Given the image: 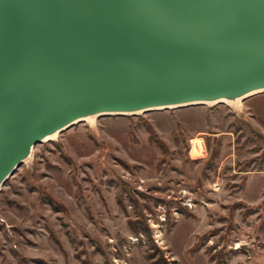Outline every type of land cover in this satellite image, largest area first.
I'll list each match as a JSON object with an SVG mask.
<instances>
[{"label": "rangeland", "instance_id": "374dc122", "mask_svg": "<svg viewBox=\"0 0 264 264\" xmlns=\"http://www.w3.org/2000/svg\"><path fill=\"white\" fill-rule=\"evenodd\" d=\"M238 106L101 116L37 145L0 188V264H264V92Z\"/></svg>", "mask_w": 264, "mask_h": 264}, {"label": "water", "instance_id": "95a60500", "mask_svg": "<svg viewBox=\"0 0 264 264\" xmlns=\"http://www.w3.org/2000/svg\"><path fill=\"white\" fill-rule=\"evenodd\" d=\"M264 90V0H0V188L82 118Z\"/></svg>", "mask_w": 264, "mask_h": 264}, {"label": "trees", "instance_id": "16d2710c", "mask_svg": "<svg viewBox=\"0 0 264 264\" xmlns=\"http://www.w3.org/2000/svg\"><path fill=\"white\" fill-rule=\"evenodd\" d=\"M164 149H165L164 150V154L166 155L167 154V149L165 148V146H164ZM237 206H244V205L242 203H239V205H237ZM138 222L141 224L142 229H140ZM130 227H131V230L134 232V234L136 236L145 235V236H147V238H149V239L151 238V230H150L149 226L143 220L142 221L131 222ZM217 232L218 231L214 230V231H211L212 234L211 233H207V234L198 236L195 244L191 248V253L194 252V250L197 248V246H198V244H199V242L201 240L205 239L209 234H211L212 236H215ZM157 251H158L157 249L156 250L152 249V251H151L152 253H150L148 258L153 261L152 262L153 264H167V263H165V261L163 259H160L158 257ZM210 260L213 261L215 264H220V261H223L224 259L222 257H219L218 255H216V256L215 255L214 256L211 255L210 256Z\"/></svg>", "mask_w": 264, "mask_h": 264}, {"label": "bare ground", "instance_id": "6f19581e", "mask_svg": "<svg viewBox=\"0 0 264 264\" xmlns=\"http://www.w3.org/2000/svg\"><path fill=\"white\" fill-rule=\"evenodd\" d=\"M262 92H264V90L257 91V92H254V93H249V94H246V95L240 96V97H238V98H235V99H233V100H231V99H228V100H220V101H218V102H208V103H203V104H204V105H206V104H213V105H215V104L222 103V104H225V105H228V106H236V110H238V109L241 110V108H239L238 104H239L243 99H246V98H248V97H251V96H253V95H256V94H259V93H262ZM154 111H161V110H160V109H155ZM142 113H145V112H139V113H136V114H125V115L130 116V115H138V114H142ZM97 117H101V116H98V115L87 116V117L82 118V119H81L80 121H78L77 123H80V122H83V121H93V120H95ZM60 134H61V133H55L54 135H52V136L48 137L47 139L43 140V143H44V142H47V141L55 140L57 137L60 136ZM33 150H34V149H33ZM32 153H33V152H32ZM31 155H32V154H31ZM29 158H31V156H30ZM27 160H29V159H27ZM27 160H25V162H26Z\"/></svg>", "mask_w": 264, "mask_h": 264}, {"label": "built area", "instance_id": "2783aa9c", "mask_svg": "<svg viewBox=\"0 0 264 264\" xmlns=\"http://www.w3.org/2000/svg\"><path fill=\"white\" fill-rule=\"evenodd\" d=\"M191 203H192L191 201H188L187 204H188L189 207H191Z\"/></svg>", "mask_w": 264, "mask_h": 264}, {"label": "crops", "instance_id": "0c3cea01", "mask_svg": "<svg viewBox=\"0 0 264 264\" xmlns=\"http://www.w3.org/2000/svg\"><path fill=\"white\" fill-rule=\"evenodd\" d=\"M249 109H251V111L253 110L252 107H248Z\"/></svg>", "mask_w": 264, "mask_h": 264}]
</instances>
